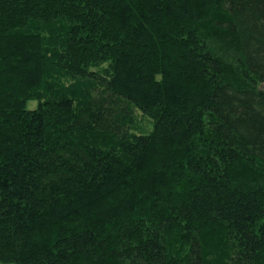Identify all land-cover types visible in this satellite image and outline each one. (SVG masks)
<instances>
[{
    "label": "trees",
    "instance_id": "1",
    "mask_svg": "<svg viewBox=\"0 0 264 264\" xmlns=\"http://www.w3.org/2000/svg\"><path fill=\"white\" fill-rule=\"evenodd\" d=\"M0 264H264V0H0Z\"/></svg>",
    "mask_w": 264,
    "mask_h": 264
},
{
    "label": "rangeland",
    "instance_id": "2",
    "mask_svg": "<svg viewBox=\"0 0 264 264\" xmlns=\"http://www.w3.org/2000/svg\"><path fill=\"white\" fill-rule=\"evenodd\" d=\"M33 103V102H32ZM35 104H32V107L34 106Z\"/></svg>",
    "mask_w": 264,
    "mask_h": 264
}]
</instances>
